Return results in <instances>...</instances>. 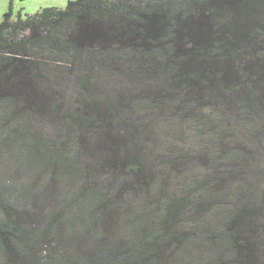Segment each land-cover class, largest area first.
Segmentation results:
<instances>
[{
  "label": "trees",
  "instance_id": "trees-1",
  "mask_svg": "<svg viewBox=\"0 0 264 264\" xmlns=\"http://www.w3.org/2000/svg\"><path fill=\"white\" fill-rule=\"evenodd\" d=\"M12 4L0 264H264V0Z\"/></svg>",
  "mask_w": 264,
  "mask_h": 264
},
{
  "label": "rangeland",
  "instance_id": "rangeland-1",
  "mask_svg": "<svg viewBox=\"0 0 264 264\" xmlns=\"http://www.w3.org/2000/svg\"><path fill=\"white\" fill-rule=\"evenodd\" d=\"M12 0H0V20L8 11L9 4ZM68 4V0H13L14 15L18 11L23 10L24 13L33 14L43 7H58L64 8Z\"/></svg>",
  "mask_w": 264,
  "mask_h": 264
}]
</instances>
